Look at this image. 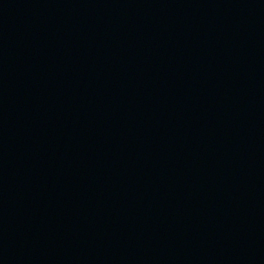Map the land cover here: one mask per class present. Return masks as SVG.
Masks as SVG:
<instances>
[{
  "label": "water",
  "instance_id": "obj_1",
  "mask_svg": "<svg viewBox=\"0 0 264 264\" xmlns=\"http://www.w3.org/2000/svg\"><path fill=\"white\" fill-rule=\"evenodd\" d=\"M0 264H264V0H0Z\"/></svg>",
  "mask_w": 264,
  "mask_h": 264
}]
</instances>
